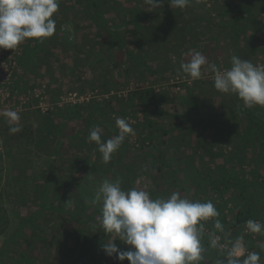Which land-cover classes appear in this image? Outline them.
<instances>
[{
	"label": "rangeland",
	"instance_id": "obj_1",
	"mask_svg": "<svg viewBox=\"0 0 264 264\" xmlns=\"http://www.w3.org/2000/svg\"><path fill=\"white\" fill-rule=\"evenodd\" d=\"M90 1L104 13L102 19L114 32L109 48L102 46L100 15L88 0H59L52 17L56 31L51 37L36 47L28 38L15 50L0 49V112L17 111L22 128L10 134L8 123L0 117V247L19 220L34 215L4 250L1 264H119L115 256L105 254L104 248L95 261H90L84 248L88 238L104 243L109 239L100 228L102 201L93 203L105 179H120L122 189H143L153 199H166L178 192L192 201L211 200L219 215L200 222L203 259L199 264H218L237 244L241 260L257 252L259 264H264V231L251 232L248 220L238 229L231 227L232 212L247 207L253 217L250 220L264 224V189L258 186L242 191L227 186L219 193L211 184L191 185L194 175H208L203 172H208L206 168L221 164L239 167L247 180L264 177V136L250 129L246 120H227L220 126L206 124L201 131L204 142L210 144L215 136L214 148L222 154L203 153V158L201 146L194 152L178 142L186 132L184 128L195 122H185L182 128L170 131L173 119L152 115L160 130L155 126L150 130L155 129L153 134L158 137L149 146V140L143 141L136 131L139 122L146 126L142 114L116 111V101L104 108L110 124L102 130V142L118 131L117 117L127 120L134 134L126 136L108 163L102 162L98 145L88 140L91 129L64 140L61 136L74 133L78 123L67 121L59 134L53 131L56 107L79 104L85 114L93 113L94 106L111 98L110 90L104 92L103 81L109 88L118 86L120 89L112 91L118 96L135 88H152L166 95L161 108L169 113L189 111L193 99L197 111L233 109L238 97L214 88L210 66L229 68L232 55L264 65V0H190L183 9L172 8L167 0L157 8L147 5L146 0ZM28 48L34 49L31 58L26 57ZM197 51L207 58L208 65L202 67V78L191 80L182 72L181 64ZM251 109L264 121V107ZM165 129L168 132L160 134ZM189 140L193 146L203 142L201 135L195 134ZM238 148L244 158L233 166ZM190 154H194L193 160L187 157ZM162 158L169 166L161 172L153 165ZM188 160L193 165H187L191 163ZM186 165L193 171L188 172ZM45 180L48 189L42 200ZM57 204L65 214L53 209ZM217 221L222 229L215 227ZM114 243L122 250L130 247L119 239Z\"/></svg>",
	"mask_w": 264,
	"mask_h": 264
},
{
	"label": "clouds",
	"instance_id": "obj_2",
	"mask_svg": "<svg viewBox=\"0 0 264 264\" xmlns=\"http://www.w3.org/2000/svg\"><path fill=\"white\" fill-rule=\"evenodd\" d=\"M163 0H146L152 8L160 7ZM172 8L183 9L190 0H167ZM59 8V0H0V49L15 50L26 39L40 40L51 37L56 31L52 19ZM208 65L207 58L200 52L190 54V59L181 64V70L191 80L202 78V67ZM230 67L220 70L216 64L210 66L214 73V88L221 93L234 94L251 108L264 107V65L253 64L250 60L236 55L230 58ZM9 125V133L22 130L20 115L15 110L0 112ZM118 134L102 142L99 126L90 130L88 140L98 145L102 162L108 163L112 154L119 150L122 142L134 129L123 118L115 120ZM102 201L100 228L108 234L104 245L105 254L115 256L119 261L127 259L130 264H199L201 253V221L218 216L211 200L192 201L178 192L168 198H151L143 189L124 190L121 180L105 179L96 192L93 201ZM253 233L264 231V224L253 220L246 222ZM199 225V226H198ZM215 227L222 229L219 221ZM119 239L130 246L121 250L114 243ZM215 246V240L212 241ZM239 244L229 251L226 259L218 264H259L260 254L251 252L242 260L236 251Z\"/></svg>",
	"mask_w": 264,
	"mask_h": 264
},
{
	"label": "trees",
	"instance_id": "obj_3",
	"mask_svg": "<svg viewBox=\"0 0 264 264\" xmlns=\"http://www.w3.org/2000/svg\"><path fill=\"white\" fill-rule=\"evenodd\" d=\"M87 3L90 5V7L93 9V11H95V13L97 12L100 15L98 20H99V24H100L101 31L103 34L102 35V46L104 49H107L111 45L112 40H114V32L112 30H110L109 26H107V24L102 19V16L104 13L99 12L97 10V7H96L97 4L93 1H90V0H88ZM218 35H220V34H218ZM217 36L214 38V41L216 40V38H218ZM32 41L34 42L35 47L38 46L40 43V40L32 39ZM115 41H116L117 45L122 47V44L120 43V41H118V40H115ZM33 50L34 49L28 48L27 52H29V53H28V55H26V57L31 58L30 55L32 54ZM103 85L106 86V87H104V92H109L108 90H110V93H111L110 97L111 98L105 100L102 105L94 106L95 112H93V113L89 112V113L85 114L84 109L79 104H75V105L63 104L59 107H56V109H55L56 110V112H55V117H56L55 121L56 122H54V124H53L54 125L53 131L55 132V134L60 133L61 125L67 123V121H75V123L76 124L78 123V124H77V127L75 128L76 130L74 133H72V134L70 133V134L61 136V137H63L62 138L63 140L69 139V138L70 139L75 138L77 133H82L84 131V129L90 130L94 127V125L99 126L102 130H105L106 125L108 123L110 124V122L107 119V113L104 110V108L107 106L110 107L111 102L116 101L119 108H115L112 106L113 109H115L116 111H118V109H120L122 111H124V109H126L128 111V113H131V111L133 113H136V111H139L142 114V121L145 122L146 126L149 128V131L152 130V128L154 126H155V129H159V127L156 126L155 121L152 118H150L152 115L153 116L163 115V117H170L171 119H173L175 121V124H174V126H172V128L169 129L170 131H173L176 128H179V129L182 128V126L184 125L185 122H186L185 124H188L187 122H190V121L195 122L196 124H189V126H186L184 128V130L186 132L179 136L178 142L183 143L185 146H187L188 149L193 148L194 152L199 150L198 147L201 146L200 148H203V150L200 153L201 154L200 157H202V158L204 157L203 153H205V155H208L211 153L214 155L216 153L219 155L222 154V152H220V150H215V148H214L213 140H214L215 136H212V139L209 140L210 144H208V143L206 144L204 142V137L202 136L201 131L205 127L206 124H208L209 126H211V125L212 126H217V125L220 126L223 122H225L227 120L233 121V120H236L237 118H242V119L247 121L248 127L250 129H252L256 133L263 134V136H264V121L260 120L258 115L255 114L251 108L245 107L244 103L239 98H238V104L233 109H230L228 111H222V112H216V113H212L211 111H206V112L201 111V110L197 111L196 110L197 104L194 102V99H193L192 101L191 100L189 101L190 104L192 103L189 106V111L182 112V113H169V112L164 111L161 108L162 101L164 102L165 100H167L166 95H162L158 92H155V90L152 88H142V87L135 88L134 90L128 91L127 94H125L124 96H118L117 94H114L112 92L113 89L114 90L120 89L118 86H113L112 88H109V87H107V83L105 81H103ZM151 105H153V106H151ZM198 116H199V118H197ZM202 120H204V122H201ZM80 123H81V125H80ZM79 125H80V127H79ZM146 126H144V124L139 122L136 125V131L139 134V136L142 138L143 141L149 140V142H147L146 145L149 144V146H150L153 144V141L158 137V135L153 134V131L155 129L153 131H150V132L148 131L149 132L148 133ZM194 127H199L200 130H198ZM167 132H168L167 129H165V130H162L160 132V134L164 135ZM117 134H118V131L114 130V133L112 136L114 137ZM193 134H195L197 136L201 135V139H203V142H196L194 144L196 146H193L189 140L190 136ZM261 141L264 144V139H261ZM163 142L164 141L161 140V143H163ZM158 144H160V143L158 142ZM141 145L145 146L144 142H142ZM53 151H55V150H53ZM240 152H241V149H239V148L237 150H235L233 157H235L236 160L232 162L233 166H236L235 162H238V163L242 162L244 155L239 154ZM193 156H194V154L187 155V157H189L190 160H193ZM189 162H191V161H189ZM187 165L190 166V165H193V163L191 162ZM166 166H169V163L163 158L158 163H155L153 165V167L156 168V170L161 171V172L165 169ZM187 168H188V166H187ZM205 170H208V172H206V171H203V172L207 173L208 175H205V176H195L194 175V177L192 178L193 183L191 185H195V186L199 187L202 182L204 184H208V185L211 184L213 189H215L216 191H219V193H221V189H225L227 186L240 187L242 191L246 190L247 188L255 189L258 186L264 189V177H262L258 181L256 179H252V180L244 179L242 177L243 176L242 174L244 172H242L239 167L234 168L231 166L230 168H226L225 165L221 164V165H217L215 167H212L211 169L206 168ZM192 171H193L192 168H191V170H189V168H188V172H192ZM194 172L199 173L198 168L197 169L194 168ZM210 173H211V175H210ZM173 180L177 181V178H173ZM47 189H48L47 188V181L45 180L44 183L42 184V188H41V199L42 200L46 199ZM53 209L57 210L58 212L60 211L61 213L65 211L62 209V207H60V204L53 206ZM233 212H232L233 215H232V222H231L232 228L238 229L243 225V221L253 219L252 214H251V209L249 207H247L245 210L236 209ZM64 214H65V212H64ZM71 215H75V214L71 213ZM33 216L34 215H29L26 218L19 220L17 228H15L13 233L9 236V239H6L2 243V246L0 247V264L2 263L1 258H2L4 250L8 247V245H10L14 236L18 235L21 232V229L26 224L30 223V221L33 219ZM81 229L82 228H79V230H81ZM84 243H85L84 248L88 252L90 261H95L100 256L101 250H102V248H104V245L106 244L100 240L92 239V238H88L87 240H85ZM232 247L234 248V245ZM120 249L122 250V248H120ZM119 262L121 264H130V262L127 259H125L122 262L121 261H119Z\"/></svg>",
	"mask_w": 264,
	"mask_h": 264
},
{
	"label": "built area",
	"instance_id": "obj_4",
	"mask_svg": "<svg viewBox=\"0 0 264 264\" xmlns=\"http://www.w3.org/2000/svg\"><path fill=\"white\" fill-rule=\"evenodd\" d=\"M138 182H141V184L144 182L142 179L138 180Z\"/></svg>",
	"mask_w": 264,
	"mask_h": 264
}]
</instances>
